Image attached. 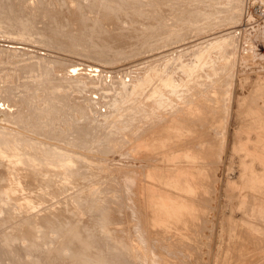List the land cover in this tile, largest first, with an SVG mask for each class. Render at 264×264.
Returning <instances> with one entry per match:
<instances>
[{"label":"rangeland","instance_id":"rangeland-1","mask_svg":"<svg viewBox=\"0 0 264 264\" xmlns=\"http://www.w3.org/2000/svg\"><path fill=\"white\" fill-rule=\"evenodd\" d=\"M105 1L114 7L117 23L140 31L129 55L67 51L19 25L10 32L0 28V139L18 160L35 165L25 190L0 192V207L13 205L15 217L33 211L45 218L67 206L77 228L98 203L116 201L112 206L130 211L123 218L130 234L149 236L147 264H264V15L253 11L264 0L146 2L159 14L155 30L146 28L148 16L136 0H102L99 10L110 14ZM87 2L95 1L82 4ZM230 6L234 12L227 19L220 12ZM0 8L5 10L1 3ZM6 14L0 20L9 19ZM51 31L44 33L53 37ZM187 118H193L194 130ZM49 155L56 159H46ZM174 161L176 168L169 164ZM72 163L78 165L70 169ZM67 169L81 172L84 183L76 184L79 177L74 185L67 182L62 173ZM188 178L198 184L192 180L193 187ZM119 223L116 234L124 228ZM53 235L57 245L69 234ZM10 239L0 241V264L29 263L35 252L21 254ZM44 250L48 262L55 251Z\"/></svg>","mask_w":264,"mask_h":264},{"label":"bare ground","instance_id":"bare-ground-1","mask_svg":"<svg viewBox=\"0 0 264 264\" xmlns=\"http://www.w3.org/2000/svg\"><path fill=\"white\" fill-rule=\"evenodd\" d=\"M82 1H87V0H64V1L63 0H36V2L38 3V8L41 10V12L38 13L37 8H36V3L34 2V0H0V3L5 8V10L0 8V15L6 16L7 15L6 12H8V16H9V19H7L5 21L0 20V28H3V29L5 28V29H7V31L10 32V29L13 25H19L24 29L26 34L34 33L37 36V40H39L40 42L46 43V44H54L56 46L61 47L64 50H67V51H74L75 50L74 48H77L79 51L85 50L87 53H89L91 55L96 54V55L102 56L103 58L111 57L114 54H123V55L127 54V55H129V52H131L133 50V48L131 47V44L134 42L133 41L134 35H136V38L138 39L140 37L138 35L140 31L138 29H136V30L132 29V27L126 28V27L121 26V24L124 23L123 21H122V23H117L118 19L111 16L114 14L117 17V14H116V11L114 10V7L110 3L105 1L106 4H104V6L102 5L104 9L111 11L110 14H106L105 12L102 11L103 9L99 10V8H100L99 6H100L102 0H92L95 2H92L90 4H88V2H87L85 5L82 4ZM72 2H75V4L73 5ZM136 2H139L138 3L139 5L141 4V6H139V7H141L140 8L141 11L145 12L144 14L146 16H148V19L146 21L147 22L146 28L151 27L150 29L155 30L157 28L156 26L158 24L156 21V19L158 17H154V16L155 15L158 16L159 14L157 12H155V10L152 7L148 6L147 5L148 3H146V2H152L153 3L154 0H136ZM61 5H62V7H61ZM82 5H84V6L82 7ZM235 7L237 8V6H235ZM79 8H81L80 9L81 11L78 10ZM107 8H110V9H107ZM232 8H233V6H230V8H227V9L223 8L220 13H223V15L225 17H227V19L232 18L231 16H233V12H234L232 10ZM76 10H78V11H76ZM85 10H88V11H85ZM148 10H151V12ZM33 11H36V14H33L32 13ZM97 11L98 12L100 11V14H98L97 18H95V16H96L95 14L98 13ZM164 14H166V12H163V15ZM198 16H200V18L202 16V18H203L205 15H203V13H201ZM31 17H33V18H31ZM89 23H93V26H91V25L88 26L87 24H89ZM138 23L142 24L140 21H138ZM63 25H65V26H63ZM53 26H54V28H53ZM134 27H136V26H134ZM47 28L53 30V31H51L54 34L53 37L48 36L47 34L44 33V30ZM43 36L45 38H43ZM60 40H63V41H60ZM27 44H34V43H27ZM135 49H136V47H135ZM261 58L264 59V56H262ZM0 92L2 93V91H0ZM196 92H197V90H196ZM170 95H172V94H170ZM214 97H216V96H214ZM208 98H210V95H208ZM182 99H184V98H182ZM181 101H183V100H181ZM212 101H213V99H212ZM212 101L209 100V102H212ZM216 102H214V103H216ZM14 103H16V102H14ZM14 103H12V104H14ZM212 103H211V106L213 105ZM191 104H193V103H191ZM189 106H190V104H189ZM146 108H147V106H146ZM157 110H158V108H157ZM169 112H170V110H169ZM186 113H188V112H186ZM146 114H147V112H146ZM201 114H203V113H200V115ZM201 117H203V116H201ZM193 118H194V115H193ZM189 119H188V121H189ZM192 119H190V121L193 122ZM147 120H148V118H147ZM188 121L186 120L185 122L187 123ZM199 121H200V117H199ZM147 124H150V121ZM196 124H197V122H196ZM177 125H180V124H177ZM192 125H194V122H193V124L190 125V127H189L190 129H191ZM182 127L184 128V125H182ZM185 127L187 128V126H185ZM194 129H195V127L193 128V130ZM183 130H181V131H183ZM169 132H171V131H169ZM184 133H185V130H184ZM175 134L178 137V133H175ZM167 135L169 136L170 134H167ZM180 138L182 140L181 136L179 137V139ZM188 138H189V136H188ZM183 139L185 140L184 137H183ZM168 140L170 141V139H168ZM186 141L190 142L191 140L190 141L186 140ZM172 142L174 143V140ZM179 143H181V142H179ZM192 143L196 144L197 141L195 143V140H194V142H192ZM192 143H190V144L192 145ZM6 144L7 143H6L5 139H0V192H2L3 195L7 194V192L10 194L12 192L25 190L23 184L25 182H28V180H25V179H30L28 173H30L31 169H33L32 167H35V165L32 166V164L25 165V163H23V161L21 159L18 160L19 156L16 157L18 153L16 154V156L13 155V152H9V151H12L14 149L9 148V147L6 148L5 147ZM190 144H189V146H190ZM178 146L180 147V145H178ZM184 146H187V145H184ZM194 146L196 147V145H194ZM170 147L175 149L176 146L175 147L170 146ZM188 147H186V149ZM195 147H194V149H197ZM178 150H177V152H179ZM38 151H41V150L38 148ZM183 152H184V150H183ZM193 152H195V151H193ZM197 152L199 154V151H197ZM174 154H176V153H174ZM195 154H193V155L195 156ZM169 155H172V153L168 154V156ZM179 156H182V155L179 154ZM185 156H183L184 159H185ZM194 156H192V157H194ZM197 156L198 155H196V157ZM183 157H182V161H183ZM53 158L56 159V157L51 156V155H49V157H46V159L51 160V161H54ZM172 158H174V156ZM186 158L188 159L187 156H186ZM176 159H178V158L176 157ZM194 159H195V157H194ZM169 160H171V159L169 158ZM189 160H190V158H189ZM39 161L40 160L35 161V164H39ZM179 161H181V159ZM41 162L42 163L44 162V164L46 163V161H41ZM154 162H155V160H154ZM186 162H187V160H186ZM189 162L190 161H188V163ZM182 163L183 162H181V164ZM169 164L173 167L175 166V168H176L175 161L173 163L175 165H172V162H169ZM178 164H180V162ZM76 165H78V164H75V163L70 164V169H73ZM175 168H174V170H175ZM70 169L69 170L67 169V171L62 172L63 175L65 176V180L67 182H69L70 184H72L71 182L78 179V177H79L81 180L76 182V184L81 183V182L84 183V181L81 178V175H82L81 172L76 173L74 170H70ZM181 169H179V171H182ZM171 171L169 170V167H168L167 172H170V174L172 172H174V171H172V172ZM187 171H189V170H187ZM49 173H52V172H49ZM181 173H183V172H181ZM173 174L174 173H172V175ZM192 175H193V173H192ZM174 176H176V175H174ZM91 178H94V176H91ZM47 179L48 178H45L44 181H51V180H47ZM94 179H96V178H94ZM189 179L190 178H188V180ZM85 180H86V178H85ZM192 180H189L191 182L190 184H192ZM175 181H176V179H175ZM182 181H183V179H182ZM194 181L195 180H193V183H194ZM184 182H185V180H184ZM186 182H187V180H186ZM179 183H178V185H179ZM195 183H197V181H195ZM72 185H74V184H72ZM81 185L83 186V184H81ZM174 185L176 187V185H177L176 182ZM180 185H183L182 182L180 183ZM186 185H187V183H186ZM195 185H193V187ZM178 187L180 188V186H178ZM179 188H178V190H181V191L183 190V187H181L182 189H179ZM185 189H187V186H185ZM81 190H82V187H81ZM145 192H147V191H145ZM143 194H144V192H143ZM176 194L173 193V196H174L173 197L169 193V195L172 196L173 199L176 198L175 197ZM116 197L118 200V196H116ZM183 197L185 198V195ZM188 197H187V199H188ZM120 198H121V196H120ZM181 198H182V196H181ZM31 199L33 201L32 204H34L35 198L33 196H31ZM105 199L107 200L106 197H105ZM169 199H171V198H169ZM143 201H144V199H143ZM180 201H182V200H180ZM180 201H179V203H180ZM184 201H185V203L186 202L188 203V201H186V200H184ZM145 202H146V200H145ZM93 203H95V202H93ZM112 203H117V202L116 201H109V203H103L102 202V204H100V205H99V203H98V205L96 204L97 205V206H95L96 209L91 208V209H94L93 212H92V210L89 211V213L86 214L85 218L82 221L80 218V221L82 223L79 224V227H77V228L73 227V221H72L73 217H74L73 209H70L67 206L64 208L59 207L57 210H55L53 212H51L50 210L48 212V209L44 208L47 210L48 213H50V212L51 213L48 216H46L45 218H43L42 215L38 216L37 214H35L36 212L34 213L33 211H24V212H19V213L16 212L18 215H17V217H15V215H14L15 212H14L13 208H10L13 205L8 207V206H5V204H4V206L2 205L0 207V211H1L0 212V224L3 223L4 221L6 222L5 219H6V216L8 215L7 218L9 219L11 217L12 222L14 221L17 226H14V224H11V223L8 224L7 223L8 221L6 222L7 223L6 226H8V225H10V226H8V227H6L4 225L0 226V241H2V240L6 241L7 239H10V237L12 238V236L17 234V235H15V237L13 239L16 242L14 244L15 245L18 244V246H19V250H20L19 252L21 254L23 253V255H24V252H26V250L27 251L31 250V251L35 252V255H34L35 258L34 259H31L34 257V256H32L30 258V260L28 259L29 261L26 260V263L29 262L31 264H147L148 261H146V259H147L148 255L150 254L149 253L150 252V245L148 244L149 243V239H148L149 236L146 237L147 235L136 234L137 233L136 231H135V234H130V231L132 230V228L130 226L128 227L129 224H127V222L128 223H130V222L124 221L125 219H123L125 216H127V213L130 211L125 212V210L122 209V208H124V206L120 207V206H116L115 204H113V206H112ZM167 203H168V201H167ZM194 203H191V204H194ZM64 204H66V203H64ZM171 204L169 205V209H170ZM20 205H21V203H20ZM46 206H48V205H46ZM59 206H61V205H59ZM154 206H156L155 203H154ZM177 206L179 207V204ZM180 206H183V205H180ZM190 206H192V205H190ZM149 207H148V209H149ZM184 207H186V205H184ZM18 208H19V206H18ZM41 208H42V206H41ZM146 209H147V207H146ZM171 209H172V207H171ZM18 210H15V211H18ZM160 210L158 208V211H160ZM170 210H169V212H170ZM183 210L187 211V208L183 209ZM41 211H42V209H41ZM86 211H88V209ZM82 212H84V211H82ZM171 212H172V214H174L172 210H171ZM43 213H45V212H43ZM142 213H143V210H142ZM148 213H149V210H148ZM146 214H147V212H146ZM180 215H181V212H180ZM147 216H148V214H147ZM47 217H49V218H47ZM81 217H82V214H81ZM76 218H78V217H76ZM114 220L115 221L117 220V221L115 222ZM119 220L122 221V223L124 222L123 223L124 228H123V230H120V231H122L121 234H116V232L119 231V229H118L119 227L117 228L118 225H116L119 223ZM144 220H146V219H144ZM147 220H146V222H147ZM80 221H78V223ZM126 224H127V226H126ZM88 225L90 228L88 227ZM13 227H14V229L16 228V231L13 232L14 231L13 230L12 232H10ZM135 230H138V229H135ZM3 231H5V232H3ZM112 231H114V232H112ZM142 231H140V232H142ZM92 232H94V233H92ZM7 234H13V235H7ZM34 234H38V235H34ZM53 234H67V235L69 234V235L66 236L64 239H62L60 244L58 243L57 245L56 244L54 245L51 242L56 241V240L54 241V239L57 238V235L54 236ZM147 239H148V241H147ZM10 240H9V243H10ZM14 240H11V241L13 242ZM24 241H26V242H24ZM58 242H59V240H58ZM0 247L2 248V244L0 245ZM6 248H8V247H6ZM15 248H17V247H15ZM15 248L13 247L14 250H15ZM46 248H51V251L52 250L55 251L54 254L57 255L56 256L53 254L54 257H53V255H51V257L49 256L50 260H48V262L46 261V259H44V253H45L44 249H46ZM148 248H149V250H148ZM10 249L12 250V247ZM10 249H7V250H10ZM1 250H3V249H1ZM11 252H14V251H11ZM17 252H18V250H17ZM5 254H7V253H4V255ZM14 254H16V251L14 252ZM4 255H2V256H4ZM14 259H15V257H14ZM16 259H17V257H16ZM21 259H22V257H21ZM23 259H25V258H23ZM18 260H19V257H18ZM0 261H2V260H0ZM16 263L18 264V261ZM29 263H27V264H29ZM23 264H25V263L23 262Z\"/></svg>","mask_w":264,"mask_h":264},{"label":"built area","instance_id":"built-area-1","mask_svg":"<svg viewBox=\"0 0 264 264\" xmlns=\"http://www.w3.org/2000/svg\"><path fill=\"white\" fill-rule=\"evenodd\" d=\"M253 11L258 15V16H263L264 15V4H260L256 7L253 8Z\"/></svg>","mask_w":264,"mask_h":264}]
</instances>
